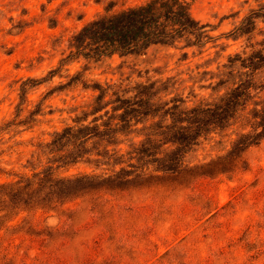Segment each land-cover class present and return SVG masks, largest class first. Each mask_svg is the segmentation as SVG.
Returning a JSON list of instances; mask_svg holds the SVG:
<instances>
[{"label": "rangeland", "instance_id": "1", "mask_svg": "<svg viewBox=\"0 0 264 264\" xmlns=\"http://www.w3.org/2000/svg\"><path fill=\"white\" fill-rule=\"evenodd\" d=\"M147 1L0 0V197L13 207L0 205L7 216L0 219V264H264V139L229 155L238 140L233 120L221 132L211 117L196 123L208 132L185 154L163 145L172 132L159 129L171 124L162 112L136 117L139 123L107 143L46 148L92 109L98 112L86 123L106 111L113 116L118 95L132 98L144 88L191 108L213 102L220 81L255 78L264 86V69L250 77L229 62L260 48L264 24L236 41L227 37L264 0H179L207 26L212 40L201 48L181 40L98 59L76 53L73 37L94 18ZM28 78L40 85L22 100L18 89ZM70 78L79 82L69 85ZM95 88L108 92L97 104ZM256 96L264 102V91ZM161 132L150 137L154 149L137 155L147 147L139 142ZM177 154L184 164L171 169ZM36 159L42 163L30 171Z\"/></svg>", "mask_w": 264, "mask_h": 264}, {"label": "trees", "instance_id": "2", "mask_svg": "<svg viewBox=\"0 0 264 264\" xmlns=\"http://www.w3.org/2000/svg\"><path fill=\"white\" fill-rule=\"evenodd\" d=\"M259 23L264 24V5L260 9L253 11L249 17L230 31L227 37L236 41L243 36H248L257 29ZM206 27L200 25L189 15L185 4L179 0H148L142 5L128 8L118 13L106 12L97 16L73 37L72 42L76 53L84 59H98L114 54H135L144 51L151 45L169 46L181 40L188 43L187 47L201 48L212 40L208 31L205 30ZM259 46V49L253 50L245 58L229 61L231 65L239 63V71L237 73L240 70H247L251 72L249 76L254 77L257 71L264 69V40ZM86 51L89 52L86 53ZM63 62V60L60 62V67ZM50 73L53 74V71ZM234 79L236 80L219 82L221 90L213 102L202 99L199 105L191 108L185 106L186 102L182 99L164 100V96H157L159 95L158 93L150 94L144 88L142 91H137L132 98H124V96L118 95L116 96V102L119 106L112 110L113 116L107 117L109 112L106 111L102 117H94L91 122L86 123L89 116H95L98 112V110L92 109L84 119L73 121V125L65 127L61 132H55L51 142L46 144V148L68 146L73 148L72 152H76L78 148L92 144L97 139L107 143V140L104 139H110V134L116 136L126 129L134 127V125H131L132 121H135L136 124L139 123L136 117H151L156 115V113L162 112L160 118L170 119L171 124L161 126L159 129L172 132L171 140L163 143V145L175 146L179 153H184V150L191 145H197L196 141L198 138L204 132H208V130L195 124L198 122L203 123L204 119L210 117L216 121L214 125L218 127L217 129L220 132L225 127L223 124H227L230 119L233 120L232 125L238 123V140L234 141V147L228 154L244 152L264 139V102L256 103L253 100L255 98L259 99L256 95L264 91V86L257 85L255 78ZM77 82H79L78 78H70L68 84H76ZM38 85H40L39 80L33 78L23 80L18 89L19 97L22 100L23 98L26 99L28 91ZM112 86L113 88H119L115 84ZM95 89L100 91V96L93 104H97L108 97V92L105 89ZM106 89H109V87ZM150 89H153V87ZM249 106H252V108H249ZM182 116H185V118H182ZM106 117L107 121L103 122V118ZM28 120L14 119L12 122L7 123L5 131L10 127L25 126L33 121L32 118ZM176 123H186L187 125L175 126ZM164 134L165 132H161L146 136L143 140L146 143L144 145H142V141L139 143L141 147H147L139 150L137 155H147L151 149H154L153 147L151 148V143L155 140H151L150 137L159 138ZM167 150L168 148H166L165 152ZM170 152H173V150H170ZM54 153L56 152L52 150L48 152L51 160L55 157ZM234 155L239 157L236 153ZM179 156L177 154V157L170 160L172 163L171 169L174 164H184V156ZM36 161L38 165L31 167L30 171H35L40 167L41 160L36 159ZM59 168L56 167L55 171H58ZM1 204L2 206L6 204L8 210L13 208L11 201L2 196L0 197ZM2 211L4 210H0V213ZM6 217L1 215L0 219H5Z\"/></svg>", "mask_w": 264, "mask_h": 264}]
</instances>
